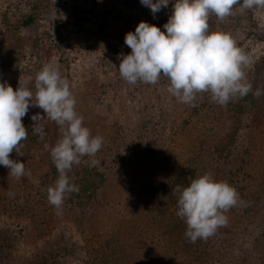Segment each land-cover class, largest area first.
Returning <instances> with one entry per match:
<instances>
[{"label": "rangeland", "instance_id": "rangeland-1", "mask_svg": "<svg viewBox=\"0 0 264 264\" xmlns=\"http://www.w3.org/2000/svg\"><path fill=\"white\" fill-rule=\"evenodd\" d=\"M174 3L170 0L154 17L140 0H0V83L7 82L15 91L20 81L35 95V77L44 64L58 66L61 76L70 82L84 126L105 140L94 156L82 157L75 166L102 175L97 199L66 218L54 212L49 218H38L42 211L38 202L24 196L20 180H13L9 170L0 165V170H7L5 176L0 172V264H91L92 258H96L93 264H264V178L258 176L264 170V95L234 119L235 111L227 110L223 126L214 124L220 135H204L206 141L223 145V139L234 133L218 158H212L218 161L209 159L213 155L208 153L203 160L208 169L210 165L224 169L242 165L246 147L255 148L243 181L244 192L249 190L254 198L242 192V207L224 213L227 225L207 240L191 243L182 236L185 223L180 235L176 231L181 226L175 224L179 217L174 189L178 184L189 186L207 171L190 161L193 145L181 140L171 153L168 136L187 114L196 121L210 94H197L195 106L199 108L195 112L193 106L178 102L167 91L168 80L165 84L133 85L119 74L118 54L131 53L124 43L126 33L134 32L141 21L152 25L169 17ZM34 4L39 8L36 12L32 11ZM74 5L78 7L76 17L72 16ZM237 9L234 6L232 15L223 21L211 14L209 30L231 35L251 59L244 69L249 77L246 80L253 91L257 87L264 90V9L243 13ZM29 14L36 16L34 24L17 33L23 41L20 45L12 44L4 32ZM62 24L65 29L60 32L57 25ZM37 113L44 118L42 144L28 156L10 159L25 163V184H47L52 178L54 184L58 175L51 172L55 165L44 145H54L60 131L40 108L30 107L26 115ZM192 133L187 138L185 130L183 139L194 143L198 138L194 141L196 134ZM161 150L162 154L154 155ZM15 190L19 199L7 202L8 193Z\"/></svg>", "mask_w": 264, "mask_h": 264}, {"label": "clouds", "instance_id": "clouds-1", "mask_svg": "<svg viewBox=\"0 0 264 264\" xmlns=\"http://www.w3.org/2000/svg\"><path fill=\"white\" fill-rule=\"evenodd\" d=\"M140 3L155 17L162 8H167L170 0H140ZM234 6L241 13L264 9V0H175L172 14L163 25L165 31L141 21L134 32L126 33L124 43L131 53L118 54L120 76L133 85L137 82L154 85L164 77L169 82L167 91L178 102L193 107L199 93H209L211 102L224 107L250 92L259 99L264 90L257 87L253 91L245 76L250 57L230 34L209 30L211 14L223 21L232 15ZM35 90L33 95L20 81L15 91L7 82L0 83V165L18 179L25 175V163L10 159V154L15 150L18 155L21 141L27 139L22 118L29 108L42 109L60 131L54 145H44L58 172L54 185L47 190V198L60 215L66 197L79 192V186L71 182L68 173L81 163L82 157L94 156L101 149L103 137L93 136L84 126L83 117L75 108L70 82L61 76L58 66L44 64L35 77ZM31 119L35 134L43 139L44 118L37 113ZM174 191L179 194L177 216L185 222V237L191 243L215 235L219 227L228 223L224 213L244 203L235 187L227 181L214 180L208 173L198 175L187 187L176 185Z\"/></svg>", "mask_w": 264, "mask_h": 264}, {"label": "trees", "instance_id": "trees-1", "mask_svg": "<svg viewBox=\"0 0 264 264\" xmlns=\"http://www.w3.org/2000/svg\"><path fill=\"white\" fill-rule=\"evenodd\" d=\"M130 3H134L138 0H127ZM38 5L34 4L32 5V11H37ZM77 10L78 7L76 5L73 6V17H76L77 15ZM169 17H166L158 22H153L152 25L154 24L155 26L159 27L161 29V31H165L163 28V25L165 23H167ZM36 20V16L29 14V15H25L22 16L20 18H18L14 23H12L11 25L13 26V29H9L7 31H5L4 33L8 36V39L12 40V44H16V43H22L23 41H21V38H18L17 33L24 28L30 27L32 24H34ZM77 21H73L72 25L75 28L77 26ZM57 28L60 30H64L65 29V24L62 25H57ZM60 31V32H62ZM8 39H4V40H8ZM19 44V45H20ZM17 45V44H16ZM245 76L247 77L246 79H249L248 77V73L245 74ZM258 77V76H257ZM164 81L166 82L167 79L164 77H161L158 81V83L161 84H165ZM156 83V84H158ZM208 97V95H207ZM205 101L201 106H202V114L198 113V115L194 118L196 119V121H193L191 119L190 116H187L174 127L173 132L171 133L170 137L168 136V144H169V148L171 149V153H173L172 151L175 149L176 146H180L181 145V140H183V142L186 145H193V149H195L194 151H191V153H193V155L190 157V161H192V163H196V164H200L203 165V169H205L207 171L208 174H210L212 176V178L216 181H227L231 186L235 187L236 190L238 191V193L241 195L242 192H244L245 190V183H243V181L246 179V174L247 173V169L246 167H251L252 164V160H253V153H255V148L253 149H249L248 147H246L247 152L244 153V155L241 157L240 161H244V164H236V165H232L229 169H224L222 168L221 165H210L209 169L205 166V162L203 160L207 159L208 153H210L211 157L208 156L209 159H212L213 157H217L218 155H220V152L222 153L225 148L230 144L231 142V138H232V134L231 136L228 138L225 137L224 143L222 145H220V143H218V141L216 143H210L209 141H206L204 139V135L208 134L209 136H211L212 134L217 135L220 133H217L214 130V124H217L215 126H223V123H225V121H223L225 118H227V110L228 111H235L232 118H235L236 113H244L245 111H249V109H251L255 102V97L252 95V93L250 92L246 97L244 98H234L232 99L228 105L226 107L224 106H220L217 105L213 102H211L210 98H206ZM249 104H251L249 106ZM193 110L195 112H198V106L192 107ZM149 110V109H148ZM32 117V116H31ZM31 117L29 115H26L25 117L22 118V123L25 126L28 135H27V139L22 140L21 141V145L22 147L20 148V153L17 155V153L15 152V150H13V152L10 154V156H13L14 158H18V156L20 157L21 155L24 156H28L27 154L29 152H36L37 146L38 144H42V139L39 135H35V130L32 128V126L34 127V122L32 121ZM144 116H142L143 119ZM204 120H206V123H203ZM231 120V119H230ZM144 121V119H143ZM233 121V120H231ZM179 125V126H178ZM189 129V131H188ZM187 130V132H189V135L187 138H189L190 133H194L196 135H194V141L198 138L197 141H195L194 143H189L186 138L183 139L182 135L183 132ZM33 131V132H32ZM192 133V135H193ZM148 133L143 132V135H147ZM230 134V133H229ZM202 138H199L200 136H202ZM223 135V134H222ZM103 143H105V140H103ZM39 144V146H40ZM41 149V148H40ZM159 152V154L157 153ZM161 151H155V153L160 155L162 154ZM250 154V156H249ZM204 156V157H203ZM220 160V159H219ZM212 161H218V159H212ZM221 161V160H220ZM199 165V166H200ZM76 165H74L72 167L71 172L73 171V168L76 170H74L72 172L71 175H69V178L71 180V182L75 183L76 185L79 186V192L78 193H72L70 195H68L66 197V199L64 200L62 209L60 210L61 214L63 217L66 218V216L69 213L74 212V210L76 209H80L84 207H88L89 204H93L95 202V200L97 199L99 190L102 186V175L99 174V172L94 171V169H87L85 168L83 171L81 169H76L75 168ZM199 169V167H198ZM8 170V169H7ZM7 170H0V172L2 173L3 176H5V174L7 173ZM26 165H25V173H26ZM50 170V169H48ZM90 170L93 172L90 175ZM51 172L55 175H58L57 169L55 168V166L51 167ZM261 174H259L258 176L263 177L264 178V170L260 171ZM48 173H45V175H47ZM82 175V176H81ZM33 177V175H31ZM99 179H98V178ZM13 180H20V184H22V189H23V195L24 196H28L31 197L32 200L38 202V206L37 208H39L42 210L38 215V218L40 219H44V218H49L52 214L51 213H56L57 210L49 203L48 198H47V190L49 187L53 186L54 184H51V179L49 182H40L38 185H34V182H26L27 184H25L23 181L25 180L26 177H21V178H16V177H11ZM9 179V178H8ZM34 179V177H33ZM55 179V177H54ZM96 179H98V181H95ZM46 184V185H45ZM51 184V185H50ZM187 184V183H186ZM188 186V185H186ZM18 188H20V185L18 186ZM17 188V189H18ZM1 190V189H0ZM15 193H13V196H9L6 197V201L7 202H11V201H15L18 200L20 197V194H18L16 192V190L14 191ZM244 194L246 196H250L249 198L253 197L254 195L251 194L249 195V190H246L244 192ZM178 197V193L175 194ZM241 197V196H240ZM177 200V199H176ZM251 200V199H250ZM32 201V202H33ZM34 204V203H31ZM9 206L7 205V208ZM237 207H242L240 204ZM34 208V207H32ZM31 208V209H32ZM248 208V207H247ZM38 210V209H37ZM87 210V209H86ZM175 210V209H174ZM178 207L176 208L175 212H177ZM84 210H82L83 212ZM59 216V215H58ZM57 217V216H56ZM181 218H178V222H176L175 224L178 225V223L180 224V228L176 231L179 232L178 235H180L181 233V229L184 226L183 224L185 222H182V220H180ZM116 230V229H115ZM184 233H182L183 236ZM126 246V245H124ZM124 249V248H123ZM123 254V253H122ZM145 258L147 257V255L144 256ZM144 258V261H147ZM96 260V258H92L91 259V264H93V262Z\"/></svg>", "mask_w": 264, "mask_h": 264}]
</instances>
